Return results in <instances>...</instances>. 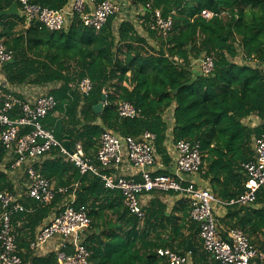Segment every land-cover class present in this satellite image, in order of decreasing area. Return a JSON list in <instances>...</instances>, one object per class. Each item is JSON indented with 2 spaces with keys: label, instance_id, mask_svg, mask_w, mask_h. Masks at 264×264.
Returning a JSON list of instances; mask_svg holds the SVG:
<instances>
[{
  "label": "trees",
  "instance_id": "1",
  "mask_svg": "<svg viewBox=\"0 0 264 264\" xmlns=\"http://www.w3.org/2000/svg\"><path fill=\"white\" fill-rule=\"evenodd\" d=\"M15 1L0 0V11ZM33 1L57 10L70 2ZM129 4L119 0V11L100 30L85 27L77 17L62 31H50L40 23L19 31V25L25 26L22 15L0 17V38L15 52L14 59L0 67V97L11 93L10 86H54L50 93L58 105L45 119V126L53 128L60 141L69 138L72 147L81 141L87 155L98 166L94 154L106 130L120 137L135 138L146 131L155 133L157 153L168 167L158 170L163 175L171 174V138L174 144L184 139L198 141L204 160L202 175L213 184L215 195L226 202L238 198L245 191L242 164L255 155L254 138L264 134V70L261 68L264 0H134L130 7ZM155 10H160L165 19L173 20V28L166 37L151 29ZM203 10H211L217 16L208 20L202 16ZM204 55L212 56L215 61L210 75L203 74L197 63ZM86 77L93 82V91L88 96L81 94L77 86ZM105 98L107 104L98 109ZM121 101L134 104L142 116L122 118L118 111ZM20 114L17 108L15 116ZM251 116L258 117L262 123L257 127L245 124L244 120ZM6 159L7 151L0 140V192L18 194L22 188L11 177L12 162L7 164ZM36 167L55 181L57 187H68L70 192L79 183L75 207L89 208L93 228H100L101 222L106 221L103 214L106 210H123L126 220L122 230L129 229L126 239L118 241L122 230L119 227L114 231L110 225L108 241L100 240L92 245L86 240V246L93 252L91 263H158L157 246L140 236L137 228L141 221L125 207L120 190L106 188L99 176L81 175L77 167L60 156L58 149H53ZM65 197L57 195L51 204L24 199L27 209L33 211L18 213L13 219L15 227L18 222L24 224L16 229L24 264H58L56 253L34 257L30 243L38 227L45 224ZM238 207L246 206H229ZM247 208L250 212L237 225L250 238L256 232L264 236V189L255 204ZM161 217L167 221L180 220L166 217L165 211ZM184 217L190 219L200 237L199 226L192 221L190 212ZM151 219L152 216L146 217L142 222L150 225ZM182 229L180 225L175 232L181 233ZM23 232L30 238L29 243ZM93 235L103 236L96 232ZM191 235H176L181 239V247L170 246L171 249L186 254L183 247ZM261 248L264 250V242Z\"/></svg>",
  "mask_w": 264,
  "mask_h": 264
},
{
  "label": "built area",
  "instance_id": "2",
  "mask_svg": "<svg viewBox=\"0 0 264 264\" xmlns=\"http://www.w3.org/2000/svg\"><path fill=\"white\" fill-rule=\"evenodd\" d=\"M29 28L40 23L50 31L67 29L69 23L79 18L88 28L100 30L110 17L119 11L115 0H70L62 9H50L33 0H16ZM127 1V0H126ZM152 9L151 4L147 5ZM202 16L208 20L217 16L211 10H203ZM173 28L172 18L165 19L160 10L154 11L151 29L164 37ZM15 52L9 49L0 38V67L12 61ZM197 63L203 74L210 75L215 68L212 56L204 55ZM83 95H90L93 82L89 77L78 83ZM107 100L104 102V106ZM58 101L50 92L39 91L30 100H23L12 93L0 97V140L10 158L13 179L22 190L16 194L0 192V264H24L19 251L18 233L13 225L14 216L27 209L24 199H32L40 204H51L57 195H64L67 202L57 216L43 224L30 243L33 253H41L55 238L61 239L57 253L58 264H91L92 251L86 246L85 232L92 226V218L87 206L75 207L76 190L79 183L68 187H57L36 165H41L53 149H58L65 161L73 164L81 175L93 174L102 178L106 188L120 190L124 205L131 215L144 221L147 212L141 196L154 192L175 193L183 196L190 208V217L199 226L200 239L206 254L217 264H264V253L253 243L247 232L241 228H231L226 236L221 233L214 212L215 204L252 206L259 192L264 189V134L254 138L255 155L242 164L246 181L245 191L238 198L228 202L221 200L210 189L198 186L187 176L202 174L204 160L201 144L198 141L180 140L172 147L175 170L168 175L158 174L160 156L157 153L155 133L146 131L140 137H120L110 130L104 131L99 139L96 160L87 155L81 141L76 142L70 153L55 134L53 128L45 126L44 121L57 107ZM19 108L20 115L15 116ZM119 115L135 119L142 116L141 111L128 101L119 102ZM28 131L24 132L25 130ZM128 161L136 170L132 176L116 175L113 170ZM70 248V252L64 249ZM158 256L168 264H191L188 254L171 248H160Z\"/></svg>",
  "mask_w": 264,
  "mask_h": 264
},
{
  "label": "crops",
  "instance_id": "3",
  "mask_svg": "<svg viewBox=\"0 0 264 264\" xmlns=\"http://www.w3.org/2000/svg\"><path fill=\"white\" fill-rule=\"evenodd\" d=\"M119 2V0H115ZM19 31L22 29H27L26 26L19 25L17 28ZM261 68L264 70V65L261 66ZM4 83V82H3ZM54 86H37V85H21V86H10L9 89L12 94L19 96L23 100H30L31 98L35 97L39 93V91H45L50 92L51 89H53ZM244 123L247 125H250L252 127H257L262 123V120H260L258 117L251 116L244 120ZM65 141V140H64ZM254 142V141H253ZM174 143L171 141L169 143V153L172 157V147ZM254 148V147H253ZM97 153L94 154L96 157ZM161 161V160H160ZM10 162V158L7 157L6 163L8 164ZM161 168H168L165 167L160 162L159 169ZM175 170V165L172 163V165L169 167V172L172 173ZM113 172L116 175L121 176H132L135 175L137 172L136 170L129 164L128 161L125 160L119 168L116 170H113ZM203 174V173H202ZM196 175V176H187V179L190 181L195 182L198 186L210 189L214 194V186L210 182V180H207L203 177V175ZM11 177L13 178V173L11 174ZM53 181V180H52ZM55 183V181H53ZM56 185V183H55ZM68 198V197H67ZM67 198L65 197L62 204L55 207L50 214V216L45 220V223L48 222L50 219L57 216L60 212V210L64 207L65 203L67 202ZM141 202L144 205V208L147 212V218H151L150 225L146 224L141 221L137 231L140 232V236L143 235L146 238V242L155 244L157 246V249L160 248H171L170 246H174V248H177V246L181 247V239L177 238L176 235L184 234L186 236L191 235V238L187 241L186 246L183 247V249L186 251V248L189 243H191V248L193 252L189 253L187 252L191 264H216L214 260H212L208 255H206V252L203 250L202 242L198 234H196V229L192 227V223L189 218L184 217L185 213H189V205L188 201L181 195L175 194V193H163V192H154L151 194H145L141 196ZM222 200V199H221ZM231 205H224V204H215L214 206V212L217 217V220L219 222V226L221 229V233L226 236L227 232L231 228L240 227L238 226L239 220H241L246 214L250 212V209L247 207H238L236 209L229 208ZM259 208V206H254V208ZM253 208V209H254ZM255 208V209H256ZM165 211L166 217L174 216L179 217L180 220H173V221H167L166 219L161 217V213ZM104 217L106 221L101 222L100 228H91L85 232V238L86 240L90 241L92 245L96 243V241L99 243L100 240L108 241L110 239L111 234L109 233L110 225L112 229L115 231L123 227H125V218H123L124 213L123 210L120 212H114L113 209L106 210L104 213ZM251 214V213H250ZM254 214V213H253ZM24 224L22 222H18L17 228H21ZM183 225V229L181 233L179 231L175 232L177 228ZM43 225L41 224L40 227ZM37 229V230H38ZM116 231V232H117ZM129 229H125V231H120L117 240L118 241H124L126 239V235ZM94 232L98 235H103L101 238L94 237ZM106 232V233H104ZM264 232V231H263ZM257 233V234H256ZM252 234L251 239L255 243V245L264 253V250L261 248V243L264 242V236L262 235V232H256ZM25 233L23 232V235ZM97 235V236H98ZM24 238L27 243H29L30 238H26L24 235ZM260 246V247H259ZM61 248V239L55 238L52 240L49 245L45 248V250L41 253H33V256L37 257H46L47 255L51 253H58V251ZM24 251V254H26V248L22 249ZM66 252H70V248L64 249ZM156 252V250L154 251ZM93 253V252H92ZM157 264H164L166 260L160 256L157 258ZM30 264V263H28ZM93 264V263H91ZM253 264H260V261H255Z\"/></svg>",
  "mask_w": 264,
  "mask_h": 264
},
{
  "label": "water",
  "instance_id": "4",
  "mask_svg": "<svg viewBox=\"0 0 264 264\" xmlns=\"http://www.w3.org/2000/svg\"><path fill=\"white\" fill-rule=\"evenodd\" d=\"M15 15H21V10L19 8V4L17 1H15L11 7H9L8 9L2 10L0 11V17L3 16H15ZM106 98L103 99V101L100 103V105L98 106V109H102L104 107V102H105ZM64 145L65 147L68 149V151L70 153L73 152L72 150V146H71V142L69 138H66L64 141ZM186 251L191 253L193 252L192 248H191V243L188 244Z\"/></svg>",
  "mask_w": 264,
  "mask_h": 264
},
{
  "label": "rangeland",
  "instance_id": "5",
  "mask_svg": "<svg viewBox=\"0 0 264 264\" xmlns=\"http://www.w3.org/2000/svg\"><path fill=\"white\" fill-rule=\"evenodd\" d=\"M130 4L134 1V0H127ZM117 4L119 5V2H117ZM130 4L128 5L129 7H130ZM130 12L132 13V14H136V11H135V9L133 10L132 8H130ZM41 91V90H40ZM260 247V246H259Z\"/></svg>",
  "mask_w": 264,
  "mask_h": 264
}]
</instances>
